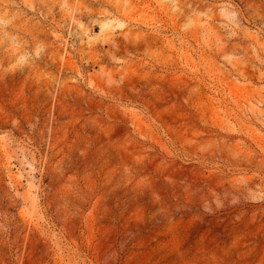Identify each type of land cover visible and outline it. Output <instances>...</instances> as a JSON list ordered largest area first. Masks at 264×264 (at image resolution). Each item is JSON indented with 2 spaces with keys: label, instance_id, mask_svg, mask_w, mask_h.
Wrapping results in <instances>:
<instances>
[{
  "label": "rangeland",
  "instance_id": "1",
  "mask_svg": "<svg viewBox=\"0 0 264 264\" xmlns=\"http://www.w3.org/2000/svg\"><path fill=\"white\" fill-rule=\"evenodd\" d=\"M0 264H264V0H0Z\"/></svg>",
  "mask_w": 264,
  "mask_h": 264
}]
</instances>
